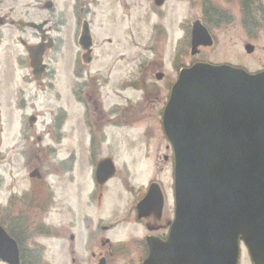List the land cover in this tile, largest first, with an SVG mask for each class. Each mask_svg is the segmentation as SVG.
<instances>
[{"label": "rangeland", "instance_id": "rangeland-1", "mask_svg": "<svg viewBox=\"0 0 264 264\" xmlns=\"http://www.w3.org/2000/svg\"><path fill=\"white\" fill-rule=\"evenodd\" d=\"M47 1L53 3L50 11L44 9ZM210 1L213 2V7L224 9L230 19L225 16L227 27L213 29L215 45L203 50L198 59L238 66L248 72L261 70L264 67L263 31L251 40L238 28L237 22L233 28L228 26L230 20L239 14L235 4L228 5L218 0V6L216 0ZM152 2L153 0H0V17L5 18V26L0 27V207L10 193L24 197L29 192L26 200L30 202L36 191L43 193L47 189L48 183L52 185L56 200L61 203L70 180L76 184L81 177L80 171L88 172L81 158L82 146L90 139H99L95 135L90 137V131L96 129L95 124L98 122L93 120V115L84 114L81 107L70 104L74 100L68 94L72 86V82L69 83L70 77L82 74L109 76L111 84L108 97L114 99L112 104L116 100L117 107L124 108V100L112 95L116 88L123 98L137 102L135 89L145 79L160 88L166 87L163 86V81L156 82L153 74L157 70L165 74L166 82L175 80L174 57L178 47L181 64H190L195 59L187 57L189 48L188 41H183L186 36L183 26L201 19L206 1L201 4L200 0H169L161 9L154 7ZM259 4L264 5V2ZM83 20L90 24L93 41V61L90 66H85L82 62V51L78 46ZM42 21H49L51 37L56 40V47L45 55L48 72L41 83L35 82L31 74L28 55L20 40L28 45L36 44L39 36L26 28L25 24ZM245 40H250L256 47L252 56L246 55L243 50L242 43ZM154 46L155 51L151 50ZM100 61H104L103 64ZM154 62L163 65L154 67ZM80 65L86 70L83 73L75 70ZM126 82L128 86L135 84L127 89L121 88L125 87ZM75 91L73 87L72 93ZM165 95L168 93L165 92ZM118 111L112 113L111 117H116ZM138 116H133L132 124H115L114 128L104 130V138L115 141L112 154L117 153V146L121 147L118 152L126 150L129 161L121 166L129 175L127 185L134 193L146 187L154 176L151 160L147 159L153 155H147L146 149L150 147L152 150L160 145L159 155L163 152L168 154L163 150L168 142L160 127V116L146 122L138 121ZM86 124H92V127L85 130ZM134 127L136 130H132ZM130 140L135 143L124 142ZM139 145H146V149ZM35 168L49 174L45 178L46 184L29 178V173ZM118 168L121 169L120 166ZM166 168L172 178V164L166 163ZM169 185L171 179L167 174L162 185L166 196ZM122 197L126 205L130 195ZM73 198L77 199V191L70 196V204ZM109 205L108 201L101 210V217L121 223L123 213L120 208L115 211L117 206L115 210L107 212ZM53 212L52 215L44 216V221L52 219L55 224L61 225L63 221L57 206ZM126 219L130 221L131 217ZM126 225L128 224L119 225L113 243L122 241L120 243L131 245V237L136 236L131 234L130 226L125 227ZM136 235L141 237V233ZM55 244L57 243L45 242L48 248L45 259L47 264H70V257L66 258L61 248ZM128 248L131 247H127V250ZM133 263L138 264L136 261ZM239 264H252L244 248L241 249Z\"/></svg>", "mask_w": 264, "mask_h": 264}, {"label": "water", "instance_id": "water-1", "mask_svg": "<svg viewBox=\"0 0 264 264\" xmlns=\"http://www.w3.org/2000/svg\"><path fill=\"white\" fill-rule=\"evenodd\" d=\"M44 24L27 26L42 33ZM83 36L89 45L87 31ZM191 37L192 55L212 45L199 22ZM44 48L27 49L36 80ZM162 122L174 153L175 220L166 242L148 240L143 264H237L239 240L253 264H264V72L210 64L184 69ZM0 260L19 263L1 227Z\"/></svg>", "mask_w": 264, "mask_h": 264}, {"label": "flooded vegetation", "instance_id": "flooded-vegetation-1", "mask_svg": "<svg viewBox=\"0 0 264 264\" xmlns=\"http://www.w3.org/2000/svg\"><path fill=\"white\" fill-rule=\"evenodd\" d=\"M168 1L169 0H153L152 4L157 9H161ZM205 1L207 5L205 4L201 19H195L189 24L186 23L183 29L186 34L190 36L192 23L200 20L202 26L210 27L211 39L215 45L213 29L219 26V28L227 27L228 22L225 23V16L229 17V15L224 9L221 10L213 7L211 5L213 3L212 1L200 0L201 4ZM219 1H223L228 5L235 4L238 9L239 14L237 13L233 20H230V25H228L230 28H233L235 22H237L238 28L251 38V40L255 38L253 36H257L262 31V33H264V5L259 4V2H264V0ZM218 3V0H216L217 5ZM239 29L238 31L240 32ZM51 31L52 28L48 26L45 28L46 35H42L46 44L52 47L45 51L44 57L51 49L56 47V40L53 39L54 41H50ZM40 38L39 36V41L37 43L40 42ZM247 43L255 47L250 40H245L242 46L247 45ZM154 47L151 50L155 51ZM203 50L205 49H200V53ZM200 53L197 57H193L188 52L189 55H187V57L190 56L195 59L190 64H181L179 61L180 48L178 47L174 57L175 71L191 66L197 62H206L198 59ZM103 62L104 61H100V64H103ZM220 64L221 63L215 65ZM87 65L90 66V62H88ZM159 65L162 67L163 63L154 62L152 66L157 67ZM75 68L76 72H78V70L81 73L86 71L81 65ZM262 70H264V67H262ZM47 71L48 66L46 65V72L44 74H47ZM157 75H160V78H158ZM153 76L157 83L163 81V86L165 85L166 87L160 88L158 85H153L145 79L141 82L142 85L137 87V102H133L126 97L123 98V95L121 96L118 93L117 88L114 90L112 95L120 100H124L126 103L124 108L117 107L116 100L115 103L112 104V100L114 99L110 96L108 97L110 90L109 85L111 84L109 76L101 74L89 76L82 74L70 77L69 83L72 82V86L70 89L71 92L68 94L74 99L70 104L74 107H81L84 114L93 115V120L97 121L98 124H95V130L92 129L90 131V137L93 138L95 135L98 136L99 139H90L82 146L83 154L81 158L84 160L83 163L88 172L84 173L80 171L81 177L76 184H74L72 179L70 180L66 194L61 203L56 200L52 185L50 183L46 184L45 178L49 177V174H44V176L41 177L39 173L38 179H42L40 183L44 182L43 184L47 186V189L43 193H41L40 190L36 191L33 195L34 199L30 202H27L26 195L20 197V194L10 193L5 203L1 205L0 223L16 245L20 264H30V261L36 260L39 255H41V257H46L48 248L45 242L57 243L55 246L61 248L66 258L70 257L71 264H134V261L142 264V261L147 257L145 239L152 237L160 242L166 240L171 222L175 215V209L172 203L173 196L171 197L170 193L166 196V192L162 186L167 178V174L171 182L173 179L174 161L170 144L168 143V145H165L163 148L168 154L163 152L160 155L158 153L160 145H157L152 150L150 147L146 149V145H139L146 149L147 155H153V157H148L147 159L151 160L152 173H154V176L146 187H142L139 191L134 193L127 185L129 175L124 172V168L121 166L129 161L126 150L122 149L121 152H118V149L121 147L117 146V155L115 153L112 154L111 151L115 150V141L104 138V130L114 128L115 124H117L114 123L117 118L122 120L121 123L132 124V119L129 117L135 114L139 115V118H137L139 119L138 121L144 120V122L148 119L154 120L156 116H160V127L163 132L162 115L169 92L175 80L166 82L167 77L162 72H158V70ZM73 87L76 91L72 94ZM130 87H133V85L121 86V88L124 89ZM165 92L168 93L167 96ZM119 109L121 110L118 111ZM117 111V116L111 117V114H115ZM143 115H145L144 118H142ZM89 127H92V124L87 126L88 130ZM124 142L135 143L134 140ZM166 163L172 164V178L169 175V170L166 168ZM118 166H120L121 169H119ZM98 170H101L99 174ZM134 173L137 176V172L134 171ZM151 185L155 186L157 196L151 199L145 212L141 213L138 210V206L144 200L145 193L148 192ZM76 191L77 199H71L70 204V196ZM124 195H130V199L126 205L122 199ZM108 201L110 205L107 208V212L115 210V207L118 206L115 211H118V208H120V211L123 213L121 223H118V220L110 221L108 218L103 219L101 217V210L106 207ZM56 206L58 213L60 214L61 212V219L63 221L61 225L55 224L52 219L49 222H45L43 218L44 216L52 215ZM13 212L16 214H12ZM28 217L29 220H27ZM127 217H131V219H129L130 221H127ZM112 218L113 216L111 219ZM123 223L128 224L125 227L130 226L131 234L136 236L135 238L131 237L132 243L130 246L120 243L122 241L116 243L112 242L113 238H116L115 235L119 225ZM133 230L135 232H133ZM138 233H141V237L140 235H136ZM127 247L131 248L127 250ZM132 247H134V249H132Z\"/></svg>", "mask_w": 264, "mask_h": 264}]
</instances>
